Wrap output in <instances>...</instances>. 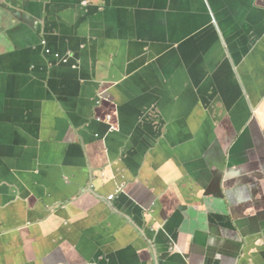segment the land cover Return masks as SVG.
Returning a JSON list of instances; mask_svg holds the SVG:
<instances>
[{"label":"crops","instance_id":"1","mask_svg":"<svg viewBox=\"0 0 264 264\" xmlns=\"http://www.w3.org/2000/svg\"><path fill=\"white\" fill-rule=\"evenodd\" d=\"M78 2L0 0V264H264V0Z\"/></svg>","mask_w":264,"mask_h":264},{"label":"water","instance_id":"2","mask_svg":"<svg viewBox=\"0 0 264 264\" xmlns=\"http://www.w3.org/2000/svg\"><path fill=\"white\" fill-rule=\"evenodd\" d=\"M44 2L45 0H37V4L40 5V9L43 10L44 13L46 14H53L54 9H51L50 6L48 7H44ZM80 4L81 7L84 8H88V6H90V0H79L78 2ZM40 26V31L42 33L47 32V30H50L47 27V23H44V21H41L38 23ZM98 41V37L94 36V35H87L85 37V43L84 44H80V49H85L88 45L92 46L95 43H97ZM40 45V52L42 55V58L44 59V61L46 62L47 65L50 66H69L72 69H79L82 66V60L81 57L79 55H76V53L74 51H67L66 53H59L57 51L52 50L46 39L45 38H41V40L38 42ZM0 44H1V39H0ZM102 98V97H101ZM94 120H96L97 122H102L106 125V132L103 133L101 136H99V134H96V138L99 141H104L106 139V137L109 135V133L111 132H117L119 131L118 127L116 128V126L112 125L110 122V118L109 117H105V119H101L99 117H97L96 115H93L92 117ZM107 118V119H106ZM103 120V121H100ZM105 120H107L105 122ZM140 120L142 122H150V124L153 126V128L155 129H160L158 135H160L159 139L162 137L163 131H164V121L160 115V108L159 106L154 103L149 105L148 107H146L141 115H140ZM162 125V127H161ZM154 143H157V141H154ZM124 144V143H123ZM125 146V144H124ZM125 153L124 151L120 154V158H125ZM105 173L103 171L100 172V174L103 176V178L105 180H111L114 183L115 189L121 188L123 182H121V179L123 178V176L120 177L118 172H114L111 173V171H107L106 169H104ZM188 187L191 189L193 188V182L192 181H188L187 182Z\"/></svg>","mask_w":264,"mask_h":264},{"label":"built area","instance_id":"3","mask_svg":"<svg viewBox=\"0 0 264 264\" xmlns=\"http://www.w3.org/2000/svg\"><path fill=\"white\" fill-rule=\"evenodd\" d=\"M114 198V195H110V196H108L107 197V199L110 201V200H112Z\"/></svg>","mask_w":264,"mask_h":264}]
</instances>
